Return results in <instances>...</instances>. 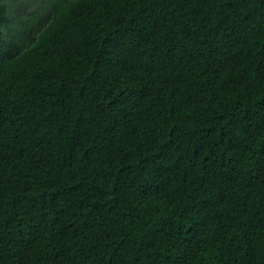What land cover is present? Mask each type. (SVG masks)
Returning a JSON list of instances; mask_svg holds the SVG:
<instances>
[{
    "label": "trees",
    "instance_id": "obj_1",
    "mask_svg": "<svg viewBox=\"0 0 264 264\" xmlns=\"http://www.w3.org/2000/svg\"><path fill=\"white\" fill-rule=\"evenodd\" d=\"M0 264H264V0H0Z\"/></svg>",
    "mask_w": 264,
    "mask_h": 264
}]
</instances>
